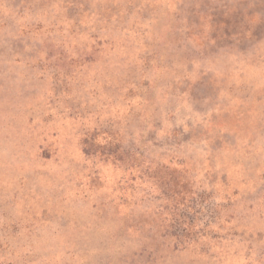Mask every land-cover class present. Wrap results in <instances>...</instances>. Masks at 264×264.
<instances>
[{"label":"rangeland","instance_id":"1","mask_svg":"<svg viewBox=\"0 0 264 264\" xmlns=\"http://www.w3.org/2000/svg\"><path fill=\"white\" fill-rule=\"evenodd\" d=\"M0 264H264V0H0Z\"/></svg>","mask_w":264,"mask_h":264}]
</instances>
